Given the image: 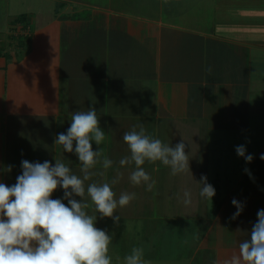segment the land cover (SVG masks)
Listing matches in <instances>:
<instances>
[{
    "label": "crops",
    "instance_id": "0c3cea01",
    "mask_svg": "<svg viewBox=\"0 0 264 264\" xmlns=\"http://www.w3.org/2000/svg\"><path fill=\"white\" fill-rule=\"evenodd\" d=\"M3 1L7 15L15 0ZM39 1L53 15L41 21L26 14L24 39H10L24 26L14 25L20 16L0 28V182L13 185L22 160L54 166L59 159L82 178L78 157L54 139L66 133L73 112L95 108L105 139L92 147L113 166L97 164L91 171L104 175L85 187L111 183L119 171L116 198L134 192L148 204L146 220L161 228L141 244L142 259L225 264L264 209V0ZM140 124L165 144L183 139L190 170L173 176L161 162H145L155 185L133 186L134 163L119 161L130 155L124 132ZM240 145L251 163L237 155ZM201 176L215 188L210 203L199 196ZM185 189L192 194L187 206ZM63 197L62 188L52 195ZM83 199L96 227L118 240L138 215L131 212L137 199L117 210L118 224L100 218L87 194ZM233 199L243 206L235 219Z\"/></svg>",
    "mask_w": 264,
    "mask_h": 264
},
{
    "label": "clouds",
    "instance_id": "9594fccd",
    "mask_svg": "<svg viewBox=\"0 0 264 264\" xmlns=\"http://www.w3.org/2000/svg\"><path fill=\"white\" fill-rule=\"evenodd\" d=\"M104 139L95 108L73 112L66 133H59L54 144L78 157L82 178L59 159L54 166L47 160L43 163L22 160V174L16 182L11 186L0 182V264H112L108 252L113 237L107 230L96 227L97 215L86 211L90 205L83 198L87 194L100 218H112L118 224L121 218L115 213L135 200L136 193L122 192L116 198L112 185L122 179L123 173L119 171L111 183L93 182L85 187V181L93 175H104L91 171L97 164L102 163L105 170L113 166L107 157L101 161V148L93 150L91 142L99 146ZM122 139L130 155L121 158L119 164L124 167L134 163L135 169L128 177L133 186L146 185L147 191L154 187L155 181L142 167L146 161L161 162L170 167L173 176L190 170L183 139L175 146L165 144L146 134L143 124L124 132ZM235 151L247 163L252 162L253 155H246L244 145L237 146ZM260 159L264 160V154ZM197 183L200 198L211 201L216 191L207 177L201 176ZM58 188L63 189L67 205L62 199L52 198ZM182 203L185 206L192 203L190 190L183 191ZM232 204L237 208L232 217L235 219L243 206L236 199ZM142 257L143 250L134 247L124 258L125 264H148ZM225 264H264V209L257 212L250 239L243 240L238 254H233Z\"/></svg>",
    "mask_w": 264,
    "mask_h": 264
},
{
    "label": "rangeland",
    "instance_id": "374dc122",
    "mask_svg": "<svg viewBox=\"0 0 264 264\" xmlns=\"http://www.w3.org/2000/svg\"><path fill=\"white\" fill-rule=\"evenodd\" d=\"M4 1L0 0V7H2V10H0V28L4 29L6 28V20L8 18H10V20H15L18 16L21 17V14H32V16L35 18L40 17L41 21H45V20H49V18L53 15V12H51V6L48 4L47 8H44V2L39 1V0H15V3L12 4L11 7V12L9 14H5L4 11H6V9L4 8ZM42 6L45 10V12H39V11H26L27 8H35L37 10H41ZM46 7V6H45ZM30 12H34V13H30ZM34 18V19H35ZM39 20H35L33 21L34 23H40ZM19 22L18 20L16 21V23L14 25H17ZM24 24V23H23ZM16 26L15 28V32L16 34H12L13 38L10 39H15L16 41L18 40V36H21V39H24V37L22 36L23 31L25 30L26 25ZM34 26V24H33ZM10 29V28H8ZM7 29V30H8ZM25 35V34H24ZM27 36V35H26ZM28 37V36H27ZM16 43V42H14ZM17 44H15V47ZM147 162V161H146ZM156 193H157V189ZM158 194H155L154 199H156V196L158 198ZM140 195L136 196V201L138 202L133 206V209L131 210V212L136 215V218H130L129 220H127V222L129 223L126 228L123 229V236L121 237V240H118V236H114L113 238V242L110 244V249L108 252V255L111 257V261L112 264H125V260L124 258L127 255L131 254L132 249L135 248H140L141 249V244L143 245L145 243V241L147 240V236L150 232H154L156 231V227L157 224L159 225V228H161V224L157 223L156 221H151V220H146L145 215L147 214L146 211L148 210L147 205H144V201L141 205V198H139ZM143 200V198H142ZM210 203V200H208ZM154 206H157V201L154 203ZM211 207V206H209ZM128 209V207H127ZM126 209V210H127ZM160 209L159 205H158V210ZM150 235V234H149ZM150 238H148V241H150ZM144 242V243H143ZM144 248H147L146 246ZM143 250V249H142ZM143 254H145L143 252ZM144 261L148 262V264H187L188 261V257L182 258L181 260H175V262H171L166 258L163 259H157L156 261H151L149 258L143 259Z\"/></svg>",
    "mask_w": 264,
    "mask_h": 264
},
{
    "label": "trees",
    "instance_id": "16d2710c",
    "mask_svg": "<svg viewBox=\"0 0 264 264\" xmlns=\"http://www.w3.org/2000/svg\"><path fill=\"white\" fill-rule=\"evenodd\" d=\"M17 20H18V22L26 23L27 15L26 14H23Z\"/></svg>",
    "mask_w": 264,
    "mask_h": 264
}]
</instances>
